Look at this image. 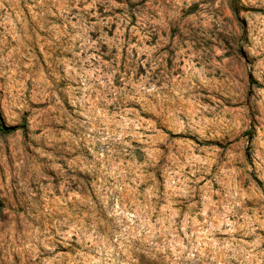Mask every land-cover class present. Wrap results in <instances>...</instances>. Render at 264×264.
<instances>
[{
  "label": "clouds",
  "instance_id": "9594fccd",
  "mask_svg": "<svg viewBox=\"0 0 264 264\" xmlns=\"http://www.w3.org/2000/svg\"><path fill=\"white\" fill-rule=\"evenodd\" d=\"M0 264H264V0H0Z\"/></svg>",
  "mask_w": 264,
  "mask_h": 264
}]
</instances>
